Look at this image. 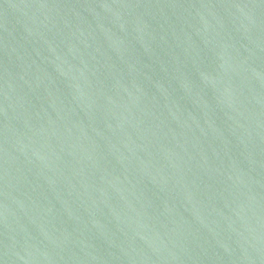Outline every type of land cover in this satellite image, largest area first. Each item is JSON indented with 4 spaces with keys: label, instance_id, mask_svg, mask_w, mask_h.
<instances>
[{
    "label": "water",
    "instance_id": "95a60500",
    "mask_svg": "<svg viewBox=\"0 0 264 264\" xmlns=\"http://www.w3.org/2000/svg\"><path fill=\"white\" fill-rule=\"evenodd\" d=\"M0 264H264V0H0Z\"/></svg>",
    "mask_w": 264,
    "mask_h": 264
}]
</instances>
